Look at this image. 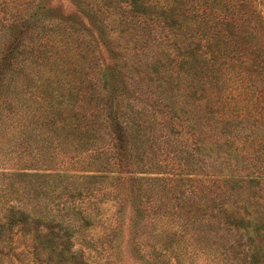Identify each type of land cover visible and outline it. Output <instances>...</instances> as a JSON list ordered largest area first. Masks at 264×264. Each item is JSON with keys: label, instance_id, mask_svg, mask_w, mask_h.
<instances>
[{"label": "trees", "instance_id": "trees-1", "mask_svg": "<svg viewBox=\"0 0 264 264\" xmlns=\"http://www.w3.org/2000/svg\"><path fill=\"white\" fill-rule=\"evenodd\" d=\"M72 1L0 3V264H264V0Z\"/></svg>", "mask_w": 264, "mask_h": 264}, {"label": "rangeland", "instance_id": "rangeland-1", "mask_svg": "<svg viewBox=\"0 0 264 264\" xmlns=\"http://www.w3.org/2000/svg\"><path fill=\"white\" fill-rule=\"evenodd\" d=\"M7 1H10V0H0V3H2L4 5V4H6ZM43 1L48 7L52 8L53 10L59 9L61 14H62L61 16H63V17L68 16L69 14L74 15L76 20L84 28L87 29V25H89L87 19L76 9L72 0H43ZM259 8L262 10V13L264 15V4L261 3ZM88 29H87V32H89L92 35H95V32H93L91 29L90 30H88ZM20 158H21V160H19L17 162L18 164H17V166H15V169H19V165L23 164V162L27 158V156H22ZM17 159H18V157L17 158L13 157V158L9 159L8 155L4 154V150H3V152L0 155V169L9 167ZM20 170L21 171L26 170L27 172H32V170L29 168L20 169ZM71 172L77 173L80 176H83L85 174H90V173H99V174L105 173L104 170H100V168H96V165L94 163L88 162L87 160L80 161V162L76 163L75 168L72 169ZM102 207L106 208L107 204H104V206L102 205ZM93 234L95 235V231ZM93 234H89L90 236H88V237H91ZM97 239L98 238H97V234H96V237L94 238V240L96 241L95 243H96V245H98L99 248H101V246H99V242ZM80 248H81V244L79 242H77L75 245V249H77L78 253H80V251H81ZM82 258L85 260L86 264H106V262H107L105 251L91 252V251H88V248L82 252Z\"/></svg>", "mask_w": 264, "mask_h": 264}]
</instances>
